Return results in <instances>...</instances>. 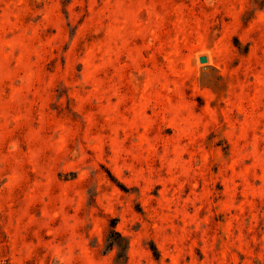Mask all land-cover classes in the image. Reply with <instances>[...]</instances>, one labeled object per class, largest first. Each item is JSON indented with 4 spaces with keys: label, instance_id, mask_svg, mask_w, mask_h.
<instances>
[{
    "label": "rangeland",
    "instance_id": "374dc122",
    "mask_svg": "<svg viewBox=\"0 0 264 264\" xmlns=\"http://www.w3.org/2000/svg\"><path fill=\"white\" fill-rule=\"evenodd\" d=\"M0 264H264V0H0Z\"/></svg>",
    "mask_w": 264,
    "mask_h": 264
},
{
    "label": "water",
    "instance_id": "95a60500",
    "mask_svg": "<svg viewBox=\"0 0 264 264\" xmlns=\"http://www.w3.org/2000/svg\"><path fill=\"white\" fill-rule=\"evenodd\" d=\"M199 61H200L201 63H206V62H207V58H206V57H200V58H199Z\"/></svg>",
    "mask_w": 264,
    "mask_h": 264
}]
</instances>
